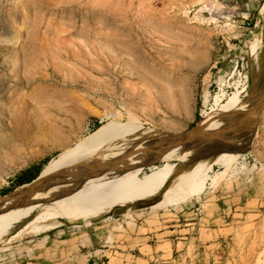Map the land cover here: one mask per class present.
<instances>
[{"label": "rangeland", "instance_id": "1", "mask_svg": "<svg viewBox=\"0 0 264 264\" xmlns=\"http://www.w3.org/2000/svg\"><path fill=\"white\" fill-rule=\"evenodd\" d=\"M244 87L241 99L248 112L257 103L258 121L232 132L249 131L238 138L246 146L216 142L221 153L242 150L234 166L200 160L199 175L191 168L196 184H207L199 195L149 210L157 196L87 223L59 220L64 233L55 227L0 243V264H83L86 249L67 253L64 243L51 259L37 255L97 226L123 241L113 248L120 253H136L128 235L146 238L152 264H264V0H0V199L21 194L7 212L0 207L3 215L30 213L64 189L55 182L41 199L24 197L41 186L32 181L47 161L100 126L152 127L158 133L148 142L188 158L194 146L185 145L202 141L174 137L189 136L205 111L210 117ZM190 162H175L178 173ZM121 257L110 254L109 264Z\"/></svg>", "mask_w": 264, "mask_h": 264}, {"label": "crops", "instance_id": "2", "mask_svg": "<svg viewBox=\"0 0 264 264\" xmlns=\"http://www.w3.org/2000/svg\"><path fill=\"white\" fill-rule=\"evenodd\" d=\"M219 95V93L213 95L212 99L217 98ZM210 113L211 108L204 112L203 120ZM155 141L156 139L148 142L147 139L142 142L136 156L121 171L107 180L52 190L47 201H43L34 211L25 212L21 218L14 220L7 226L0 227V243L4 241L8 243L28 234L43 233L55 227L59 229L62 226V224L58 225L59 220L69 223L77 221L87 223L89 220L116 208H126L127 215L130 213V206L138 202L151 200L157 196H160V200L151 205L148 208L149 210L174 206L185 202L192 196L199 195L207 184L205 187L199 185V183L196 184V178H192L190 174L191 168L194 169L198 161L193 162V158L191 159L190 156L183 158V154L177 155L171 146H167L168 144H160ZM152 161H157L160 165H151ZM186 161H191L190 167L178 173L176 163ZM144 167L149 169L147 173L142 172ZM215 167L217 165H213L212 169ZM194 170L199 175L201 167L199 170ZM208 179H210L209 186L216 187L218 185L212 183L213 180L210 175ZM193 224L195 225V223ZM189 225L191 224L184 226ZM184 230L190 231L191 228ZM62 232L64 233L62 229L56 231L57 234ZM128 236L124 239L129 240V242H125L127 244L126 248L131 250L133 248L136 253H120L113 250V248L121 247L123 241L118 240L116 238L118 236H115L111 231L97 226L84 230L79 229L78 233H74L72 237L55 241V244L52 243L49 246L47 253H40L37 258H53L57 251L55 248L57 247L60 250V244L64 243L65 248H62V250L67 253L86 249L82 259L83 264H109V255L115 253L122 256L119 262L115 264H152L155 256L152 245L143 243L146 238L140 240L136 236ZM46 238L45 244L48 245L50 237L47 236ZM109 238H112V240L109 241ZM130 242L137 244L131 248L129 247ZM141 249H145L144 252H141Z\"/></svg>", "mask_w": 264, "mask_h": 264}, {"label": "bare ground", "instance_id": "3", "mask_svg": "<svg viewBox=\"0 0 264 264\" xmlns=\"http://www.w3.org/2000/svg\"><path fill=\"white\" fill-rule=\"evenodd\" d=\"M244 91L245 87L231 94L210 117L189 132L190 138L188 139L198 140V142L202 141L200 144L203 145L226 141L235 147L242 148L246 146L248 142L241 145L238 142V138L247 135L249 131L235 134H232V132L243 127V125L245 126V124L248 125L247 123L250 125L251 123H256L258 121L256 118H259V112H257V103L252 101L255 104V110L253 107L248 112L246 107L249 103L241 99V94ZM108 115L110 114H107L106 118ZM157 133L158 131L152 129V127H144V125L140 126L139 124H133V127L128 130H123L116 126L108 128L100 126L88 137L75 143L67 152L63 153L62 158L58 162L55 163L53 159L47 161L38 177L41 186L37 189H31L24 197L29 203L41 199L51 191V186L55 182L60 187L69 188L91 184L104 177L114 176L136 156L140 144ZM132 144L134 146H131ZM192 151L191 159L194 156V147ZM235 151L237 154L236 152H222L211 162L220 167H232L238 159L242 158L241 154H243L240 153L241 149ZM204 177L205 174L201 175L202 179ZM35 192H40L42 195L40 197L38 195L32 200ZM20 195H13L8 200L6 198L0 199V207L5 206L4 204L9 205L10 202L15 201ZM24 206H26V203ZM7 207L2 208V212H7ZM26 208L16 209L4 215L0 213V227L7 226L14 220L21 218L26 212Z\"/></svg>", "mask_w": 264, "mask_h": 264}, {"label": "water", "instance_id": "4", "mask_svg": "<svg viewBox=\"0 0 264 264\" xmlns=\"http://www.w3.org/2000/svg\"><path fill=\"white\" fill-rule=\"evenodd\" d=\"M182 138H190V136H179V137H174V139H182ZM175 140V141H176ZM194 143L189 142L187 143V145H185L186 148L189 147H193L195 148V155L193 156V162H197L200 160H209L212 161L213 159H215V157H217L218 154H220L225 146H222L220 143H213V144H208V145H202V144H198V145H193ZM197 144V143H196ZM38 177L39 175L36 177V179L33 182H39L38 181ZM36 186H34V188H36ZM33 189V188H32Z\"/></svg>", "mask_w": 264, "mask_h": 264}, {"label": "trees", "instance_id": "5", "mask_svg": "<svg viewBox=\"0 0 264 264\" xmlns=\"http://www.w3.org/2000/svg\"><path fill=\"white\" fill-rule=\"evenodd\" d=\"M37 173H39V172H37ZM19 185H22V183H21V184L19 183ZM159 200H160V199H155V200H153V201H152V203H150V205H149V206H151V205L155 204V203H156L157 201H159Z\"/></svg>", "mask_w": 264, "mask_h": 264}]
</instances>
